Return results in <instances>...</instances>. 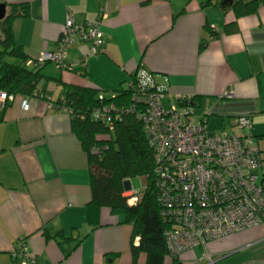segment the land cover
<instances>
[{"label":"crops","instance_id":"0c3cea01","mask_svg":"<svg viewBox=\"0 0 264 264\" xmlns=\"http://www.w3.org/2000/svg\"><path fill=\"white\" fill-rule=\"evenodd\" d=\"M208 1L0 0L30 5V17L13 26L29 60L57 50L69 17L77 25L100 21L103 39L101 55L92 57L90 44L77 37L67 51L68 63L78 64L70 72L51 62L29 66L50 78L37 89L45 98L17 95L0 104V264H21L13 257L21 240L33 264H134L133 230L124 217L105 212L109 227L92 230L88 224L90 165L72 132L71 115L58 109L62 84L113 97L139 71L147 72L166 88L165 110L200 99V121L209 127L215 120L222 133L227 124L235 131V120L248 117L264 175V11L240 20L239 32L226 35L233 15ZM58 233L72 239L68 256L54 239ZM206 252L216 264H264V224L212 242ZM206 252L195 249L180 261L205 264L200 261ZM136 264H146V255Z\"/></svg>","mask_w":264,"mask_h":264},{"label":"built area","instance_id":"2783aa9c","mask_svg":"<svg viewBox=\"0 0 264 264\" xmlns=\"http://www.w3.org/2000/svg\"><path fill=\"white\" fill-rule=\"evenodd\" d=\"M99 26L100 21L77 25L69 17L57 50L28 61V65L51 62L61 70L72 71L78 64L68 63L67 51L77 37L90 44L92 57L100 56L103 39ZM142 74L143 84H137L139 95L128 111L142 120L155 153L154 181L160 216L171 224L165 233L170 255L177 258L195 249L206 250L212 242L264 224V175L260 172L263 161L254 136L238 132L213 134L204 121L192 118L194 111L190 108L179 105L165 110L162 99L166 88L149 73L139 76ZM8 100L0 92L1 107ZM23 107L28 109L27 102ZM58 109L67 112L64 107ZM91 115L106 124L121 119L114 106L96 108ZM235 127L251 131L250 118H237ZM127 194L129 198L133 196L130 203L137 202L132 190ZM13 257L21 259V264H33L24 240L18 243ZM200 262L215 264L209 254Z\"/></svg>","mask_w":264,"mask_h":264},{"label":"trees","instance_id":"16d2710c","mask_svg":"<svg viewBox=\"0 0 264 264\" xmlns=\"http://www.w3.org/2000/svg\"><path fill=\"white\" fill-rule=\"evenodd\" d=\"M222 1L209 0L207 5L220 6ZM5 5L7 15L0 21V92L8 98L40 94L45 98L44 93L37 92V89L43 80L49 81L50 78L42 70L34 71L29 68L30 60L18 44L13 31L17 20L30 17V5ZM223 11L234 17L233 22L225 25L224 33L234 35L239 32L240 20L258 17L264 11V0H232L230 7H223ZM204 46L205 44L201 49ZM8 58L19 63H9ZM140 73L142 72L139 71L134 77L133 84L130 83L127 89H122L113 97H105L93 87L62 84V97L57 105L64 107L71 115L72 132L89 160L92 190L88 205L90 228L97 230L110 226L102 220L105 212L110 218L124 217L125 223L133 230L131 254L134 264L141 254L146 255V264H165L168 259L173 264H182L180 258L185 254L174 258L167 247L165 233L171 229V224L164 222L160 216L162 209L158 204L154 181V150L149 145L142 120L137 114L128 111L139 95L140 88L137 84H143L145 75L139 76ZM58 83L62 82L59 80ZM200 103L201 100L196 98L179 101L180 106L191 110L198 109ZM109 106H114L121 113L120 120L106 124L95 120L91 115L94 109ZM139 110L144 109L140 107ZM138 177H146L147 186L143 195L136 197L137 202L133 204L126 195L125 182ZM54 239L68 256L71 253L69 243L72 239L64 238L62 233H58Z\"/></svg>","mask_w":264,"mask_h":264},{"label":"rangeland","instance_id":"374dc122","mask_svg":"<svg viewBox=\"0 0 264 264\" xmlns=\"http://www.w3.org/2000/svg\"><path fill=\"white\" fill-rule=\"evenodd\" d=\"M244 1H252V0H244ZM9 63H12V64H18L19 62L13 58H8L7 59ZM166 96V94H164ZM163 101V100H162ZM164 105L167 109H169L170 107L167 106L168 103H167V99L164 100ZM176 107H179V103L178 105H176ZM193 116L192 118L195 119L196 121H200L201 119L199 117H202L203 115H198V110H193ZM227 128L225 130H227V133H233V132H238V133H248L249 131L248 130H239L238 128H236L235 131H233V129H231V125L227 124L226 125ZM208 127V126H207ZM222 124L220 123H217L215 120L212 121L211 124H209V129L210 131H212L213 133H216V134H219V133H222ZM226 132V131H225ZM250 133V132H249ZM131 185H132V189H133V192L135 193V196L136 197H141L146 189V186H147V178L146 177H138V178H135L133 180L130 181Z\"/></svg>","mask_w":264,"mask_h":264},{"label":"water","instance_id":"95a60500","mask_svg":"<svg viewBox=\"0 0 264 264\" xmlns=\"http://www.w3.org/2000/svg\"><path fill=\"white\" fill-rule=\"evenodd\" d=\"M232 4V0H224L222 2V6H226V5H231ZM7 15V6L5 4L0 3V21H2ZM5 96H7L6 94H4ZM132 187L130 181H126L125 182V189L126 191L129 190ZM216 264V262H215Z\"/></svg>","mask_w":264,"mask_h":264},{"label":"bare ground","instance_id":"6f19581e","mask_svg":"<svg viewBox=\"0 0 264 264\" xmlns=\"http://www.w3.org/2000/svg\"><path fill=\"white\" fill-rule=\"evenodd\" d=\"M131 190L133 191L132 187H131L129 190L126 191V195H127V196H128L127 193H129ZM132 199H133V196L130 194V198H129V200L131 201ZM248 230H250V229H248ZM243 232H244V231H243ZM206 250H207V248H206ZM206 250H205V252H206ZM206 254H209V253L206 252ZM204 255H205V254H204ZM204 255H203V256H204ZM203 256H202V257H203Z\"/></svg>","mask_w":264,"mask_h":264},{"label":"flooded vegetation","instance_id":"af4514ba","mask_svg":"<svg viewBox=\"0 0 264 264\" xmlns=\"http://www.w3.org/2000/svg\"><path fill=\"white\" fill-rule=\"evenodd\" d=\"M223 1H224V0H223ZM223 1H222V2H223Z\"/></svg>","mask_w":264,"mask_h":264}]
</instances>
